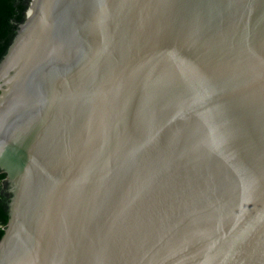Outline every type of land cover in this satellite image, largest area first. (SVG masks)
Wrapping results in <instances>:
<instances>
[{
  "label": "water",
  "instance_id": "obj_1",
  "mask_svg": "<svg viewBox=\"0 0 264 264\" xmlns=\"http://www.w3.org/2000/svg\"><path fill=\"white\" fill-rule=\"evenodd\" d=\"M0 173V264H264V0H20Z\"/></svg>",
  "mask_w": 264,
  "mask_h": 264
},
{
  "label": "trees",
  "instance_id": "obj_2",
  "mask_svg": "<svg viewBox=\"0 0 264 264\" xmlns=\"http://www.w3.org/2000/svg\"><path fill=\"white\" fill-rule=\"evenodd\" d=\"M20 0H0V57L7 49L9 33ZM4 177L0 173V181ZM5 224L4 216V191L0 185V237L3 233L2 226Z\"/></svg>",
  "mask_w": 264,
  "mask_h": 264
}]
</instances>
